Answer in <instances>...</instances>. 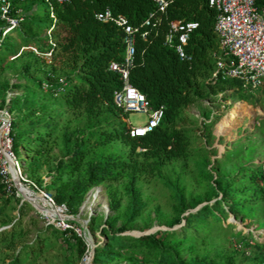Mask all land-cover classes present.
<instances>
[{
	"label": "trees",
	"instance_id": "16d2710c",
	"mask_svg": "<svg viewBox=\"0 0 264 264\" xmlns=\"http://www.w3.org/2000/svg\"><path fill=\"white\" fill-rule=\"evenodd\" d=\"M25 1L12 0L11 16L15 17L16 10L20 9L24 18L0 44V73L3 70L1 59L8 54H15V47L7 45L6 41L16 31L18 34L12 39L21 37V47L36 46L40 54L36 55V60L46 63L41 54L49 47L43 34L51 25L54 26L51 34L54 46L48 74L53 79L47 83L35 82L27 76V80L35 88L45 90L49 96L61 99L67 112L74 118L85 121L74 142L71 143L69 136L65 137L64 146L69 153L66 167L57 165L56 171L61 175L80 170L83 161L92 152H97L113 141L122 143L128 149L124 156L111 153L102 156L88 171L83 183L65 188L54 199L57 204H64L74 214L77 205L94 186L102 182L114 183L128 179L125 220L114 230V223L106 219L100 231L105 242L95 247L91 263L104 264L121 258V254L115 251L118 249L120 252L137 255L140 263L237 264L233 255L214 261L209 255L183 258L181 253L185 245H191L198 238L205 241L216 230L238 240L246 238L239 231H231V224H223L227 218L224 206L228 207L229 214L234 215V218L242 217L243 220L256 215L259 210L257 204H261L260 208L264 209V177L261 166L252 168L247 173L245 182L252 186L251 189L232 188L233 179L221 178L229 182L224 186L216 183L213 190L220 192L223 201L215 199L212 204L201 206L189 217L188 228L179 232L159 230L138 237L119 234L128 230V226L146 206L139 196L135 178L151 179L159 174L163 166L189 157L191 149L187 132L177 127L176 123L183 109L196 102L206 86L230 90L236 101L249 104H256L258 96L264 93L244 90L240 81L222 79L219 73L216 77L212 76L216 71V58L220 55L219 40L214 31L217 11L209 6L208 0H171L163 12L159 11L154 0H69L63 4L53 3L55 20L50 17V10L45 13L51 23L44 30L42 24L34 20L33 8L22 5ZM257 5H264V0L258 1ZM106 10L114 18H122L128 26L137 28L133 35L134 55L129 82L145 96L149 110H163L159 125L142 136L131 135L132 126L126 121L130 113L114 103V93L122 88V79L117 72L110 70V64H121L123 61L126 34L114 23H104L96 18L98 13ZM146 21L149 22L147 25ZM174 21L198 24L184 45V60L179 59L174 47L164 44L165 36ZM4 27L5 22L0 19V33ZM142 33H146L145 38L141 37ZM40 63H36L37 69H41ZM31 68L32 65L28 63L24 73H28ZM59 72L63 74L62 77H59ZM42 83L46 85L45 88ZM10 101L13 105V99ZM31 109V106L26 107V110ZM32 114L33 112L27 116ZM49 135L51 131L47 126L18 130L13 119L11 136L16 157L20 159L17 149L24 143L25 152L31 159L22 160L33 168ZM2 187L3 184L0 183V189ZM179 203L181 204L180 200ZM22 206L23 203L21 209ZM3 211L4 207L0 206V216ZM179 220L174 221L179 223ZM47 228L53 231L54 238L60 240L67 249L75 245L80 259L85 256L88 247L83 238L70 230L61 231L51 225H47ZM17 235L19 232L15 228L9 232H0V244L12 242ZM254 242L261 254L263 243ZM188 252H193L192 246L188 248ZM129 258L131 261L135 260L133 257ZM250 258L257 264L262 262L261 255ZM24 260L25 254L19 251L9 264H24Z\"/></svg>",
	"mask_w": 264,
	"mask_h": 264
},
{
	"label": "rangeland",
	"instance_id": "374dc122",
	"mask_svg": "<svg viewBox=\"0 0 264 264\" xmlns=\"http://www.w3.org/2000/svg\"><path fill=\"white\" fill-rule=\"evenodd\" d=\"M22 5L31 6L34 20L41 23L44 30L48 28L51 19L45 15L49 13L45 0H26ZM17 34L18 31L15 32ZM12 37L7 39L6 44L15 47V54H8L1 59L3 70L0 73V108L8 106L14 111V124L18 130L47 126L51 131L41 156L34 162L35 166L31 168L24 164L22 176L54 200L65 188L83 183L88 171L102 156L110 153L124 156L128 149L122 143L113 141L97 152H92L83 161L80 170L59 175L55 168L57 165L66 167L69 154L64 146L65 137L69 136L71 143L74 142L85 121L76 119L67 112L61 99L49 96L45 90H39L30 84V80L47 83L53 79L48 75L50 62L36 60L38 58L34 52L21 47V37L15 40ZM37 62H41V69L36 68ZM28 63L32 68L24 73ZM58 74L59 77L63 76L61 72ZM27 76L30 80H27ZM258 97L256 104L238 102L240 106L243 104L242 106L252 108V112L249 116L239 118V123L218 133L217 125L231 113L236 99L230 90L206 86L199 99L183 109L176 123L177 127L187 132L191 149L189 157L163 166L159 174L151 179L135 178L139 196L146 206L128 226V230L119 234H153L159 230L179 232L188 228L189 217L201 206L212 204L215 199L223 201L220 192L213 190L216 183L224 186L229 182L221 178L233 179L232 188L251 189L252 186L245 182L247 173L252 168L260 167V163L264 161V93ZM12 99L13 105L10 101ZM29 106L32 109L26 110ZM31 112L33 114L27 116ZM146 120L145 114L136 113L129 114L126 119L134 126H140ZM17 151L22 162V159H31L25 152L24 143L18 146ZM127 182L128 179L114 183L102 182L91 188L84 200L77 205L72 214V225H85L88 234V240L83 239L88 249L82 259L75 245L67 249L60 240L54 238L53 231L47 228L46 219L31 203L18 195L14 184L3 185L0 189V206L4 207L0 216V232H9L15 228L19 235L10 243L0 244V264H9L19 251L25 254L24 264H92L88 258L90 248L94 252L97 245L104 244L105 238L100 231L106 219L114 223V230L125 220ZM260 206L261 204H257L259 210L254 217L244 220L242 217L234 218V215L229 214L228 207L224 206L227 218L223 224H231V231L241 232L245 239L238 240L224 235L223 231H212L205 241L198 238L191 245H185L181 257L209 255L211 260L218 261L233 255L237 264H257L250 257L261 255L254 241L262 242L264 248V209ZM181 207L184 209L181 210ZM175 219H180L179 223ZM190 246L193 247L192 253L188 252ZM115 251L121 254V258L104 264H152L140 263L135 254L130 255L118 249ZM128 257H133L137 262Z\"/></svg>",
	"mask_w": 264,
	"mask_h": 264
},
{
	"label": "built area",
	"instance_id": "2783aa9c",
	"mask_svg": "<svg viewBox=\"0 0 264 264\" xmlns=\"http://www.w3.org/2000/svg\"><path fill=\"white\" fill-rule=\"evenodd\" d=\"M50 10V17L55 20L52 12L53 3L63 4L69 0H45ZM260 0H208L210 7L217 11L214 23V31L219 40L220 55L216 58V71L213 77L219 73L222 79H235L240 81L244 90L251 93L264 91V5H257ZM159 11L163 12L171 0H154ZM12 0H0V19L5 22V27L0 33V44L4 37L13 32L24 18L20 9L16 10V16L12 17ZM96 18L104 23L112 22L121 27L126 34V48L124 59L121 64L111 63L110 70L117 72L122 79V88L114 93V103L117 107L123 108L128 113L145 114L146 122L140 126H132V136H142L156 128L163 116V110H149L145 96L141 94L129 82V71L133 62L134 38L137 28L126 24L122 18H114L106 10L98 13ZM149 22L146 21L147 25ZM197 23H182L174 21L167 35L164 44L174 47L180 60L185 59L184 45L189 34L197 28ZM51 25L43 34L47 38L49 49L41 54L42 58L49 63L52 58ZM142 38L146 33H142ZM24 50L40 55L34 45L22 47ZM264 116V115H263ZM13 111L10 107L0 108V183L16 187L13 179L15 175L18 183L29 189L32 194L40 195L45 202L43 206L50 211L47 215L36 211L46 219L47 225H51L61 231H73L76 236L88 240L85 225H72V214L64 204H57L52 197L39 190L36 185L22 176L24 162L18 159L13 151L11 128ZM264 177V161L260 163ZM18 192V190H17ZM18 195L21 196L18 192ZM22 197V196H21ZM23 198V197H22ZM23 200H25L23 198ZM42 206V205H41ZM85 258V262L87 260ZM261 264H264V248L261 250Z\"/></svg>",
	"mask_w": 264,
	"mask_h": 264
},
{
	"label": "bare ground",
	"instance_id": "6f19581e",
	"mask_svg": "<svg viewBox=\"0 0 264 264\" xmlns=\"http://www.w3.org/2000/svg\"><path fill=\"white\" fill-rule=\"evenodd\" d=\"M238 102H244V101H236L234 104V107L231 110V113L228 114L226 117H224L220 123L217 125V132L222 133L224 132L228 127L235 125L239 123V118L249 116V114L252 112V108L248 106H242L243 104L238 105ZM247 104V102H244ZM13 179L16 182V187L19 192V194L29 203H31L38 211L43 212L47 215L51 214L48 209L43 206L45 202L40 198V195L36 196V194H32L29 189L25 188L21 183H18V178L14 175ZM92 195V194H91ZM96 194H93V197L95 198ZM42 205V206H41ZM91 247V246H90Z\"/></svg>",
	"mask_w": 264,
	"mask_h": 264
},
{
	"label": "water",
	"instance_id": "95a60500",
	"mask_svg": "<svg viewBox=\"0 0 264 264\" xmlns=\"http://www.w3.org/2000/svg\"><path fill=\"white\" fill-rule=\"evenodd\" d=\"M130 235H131V234H130ZM142 235H147V234H136V235H132V236H134V237H138V236H142ZM92 251H93V249H92V247H91V248H90L89 255H88V256H89L88 258H89L90 261H92V257H93V252H92Z\"/></svg>",
	"mask_w": 264,
	"mask_h": 264
},
{
	"label": "crops",
	"instance_id": "0c3cea01",
	"mask_svg": "<svg viewBox=\"0 0 264 264\" xmlns=\"http://www.w3.org/2000/svg\"><path fill=\"white\" fill-rule=\"evenodd\" d=\"M248 104V103H247Z\"/></svg>",
	"mask_w": 264,
	"mask_h": 264
}]
</instances>
